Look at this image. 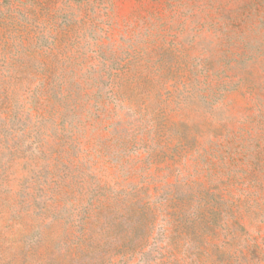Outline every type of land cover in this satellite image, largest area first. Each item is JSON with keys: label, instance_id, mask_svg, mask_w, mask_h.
Listing matches in <instances>:
<instances>
[{"label": "rangeland", "instance_id": "obj_1", "mask_svg": "<svg viewBox=\"0 0 264 264\" xmlns=\"http://www.w3.org/2000/svg\"><path fill=\"white\" fill-rule=\"evenodd\" d=\"M0 264H264V0H0Z\"/></svg>", "mask_w": 264, "mask_h": 264}]
</instances>
